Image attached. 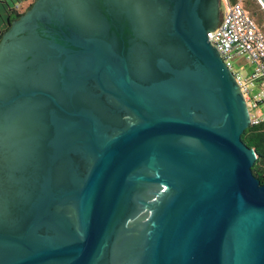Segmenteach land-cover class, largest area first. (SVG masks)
<instances>
[{
  "label": "water",
  "instance_id": "obj_1",
  "mask_svg": "<svg viewBox=\"0 0 264 264\" xmlns=\"http://www.w3.org/2000/svg\"><path fill=\"white\" fill-rule=\"evenodd\" d=\"M220 1L35 0L11 23L0 264H264L250 115L208 39Z\"/></svg>",
  "mask_w": 264,
  "mask_h": 264
},
{
  "label": "built area",
  "instance_id": "obj_2",
  "mask_svg": "<svg viewBox=\"0 0 264 264\" xmlns=\"http://www.w3.org/2000/svg\"><path fill=\"white\" fill-rule=\"evenodd\" d=\"M244 0L230 3L214 32L208 33L209 42L218 51L233 73L246 101L251 125L264 122V32L253 16L245 10ZM23 5H17L19 11ZM246 61L254 72L245 77L233 72V61Z\"/></svg>",
  "mask_w": 264,
  "mask_h": 264
},
{
  "label": "trees",
  "instance_id": "obj_3",
  "mask_svg": "<svg viewBox=\"0 0 264 264\" xmlns=\"http://www.w3.org/2000/svg\"><path fill=\"white\" fill-rule=\"evenodd\" d=\"M13 1V0H12ZM29 0H14V6L10 5V0H0V40L3 34L10 28L13 21L20 18L22 15L16 9L17 5H24ZM230 3L238 2L239 0H228ZM251 1L253 7L258 10L264 19V10L258 0H244L243 6L250 13ZM246 2V3H245ZM29 5L27 10L31 8ZM251 14V13H250ZM252 15V14H251ZM242 141L257 154L256 162L252 168L254 176L264 184V122L258 125H251L245 130L242 135Z\"/></svg>",
  "mask_w": 264,
  "mask_h": 264
},
{
  "label": "flooded vegetation",
  "instance_id": "obj_4",
  "mask_svg": "<svg viewBox=\"0 0 264 264\" xmlns=\"http://www.w3.org/2000/svg\"><path fill=\"white\" fill-rule=\"evenodd\" d=\"M221 20H222V16L220 22ZM128 119L129 118H127V120ZM24 177L27 178V176ZM1 178H3V180L1 179V217L10 222L22 220L24 217L17 210L19 206L16 205L17 208H15L14 210L13 209L14 206L12 207L10 206L11 205L10 201L14 197L17 198L19 202H21L24 206L28 205L27 202L25 201L26 200L25 188L21 187L20 190L18 186L12 185L16 180L8 182L7 177L1 176Z\"/></svg>",
  "mask_w": 264,
  "mask_h": 264
},
{
  "label": "rangeland",
  "instance_id": "obj_5",
  "mask_svg": "<svg viewBox=\"0 0 264 264\" xmlns=\"http://www.w3.org/2000/svg\"><path fill=\"white\" fill-rule=\"evenodd\" d=\"M34 2H35V0H29L28 3L24 4L23 7L21 8V10H19V13H21V14L25 13L27 11L28 6L32 5ZM248 2L251 4L250 13L252 14L253 18L259 24V26L261 27V29L264 32V19H263L261 13L253 7L251 1H248ZM258 2H259V0H258ZM9 3L12 7L14 6V0L13 1L10 0ZM259 4H260V2H259ZM226 7H227L226 0H221L220 1V11L222 14L225 12ZM261 7L264 10L262 5H261ZM233 72L234 73H240L243 76L247 77L254 72V66L251 65L250 63L244 61V60L243 61L234 60L233 61ZM262 110H264V107H262Z\"/></svg>",
  "mask_w": 264,
  "mask_h": 264
}]
</instances>
